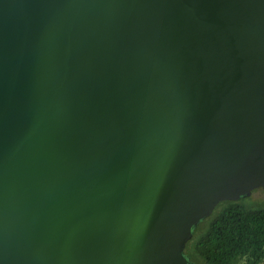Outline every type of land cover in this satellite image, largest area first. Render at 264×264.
<instances>
[{
	"label": "water",
	"instance_id": "water-1",
	"mask_svg": "<svg viewBox=\"0 0 264 264\" xmlns=\"http://www.w3.org/2000/svg\"><path fill=\"white\" fill-rule=\"evenodd\" d=\"M264 189V0H0V264H193Z\"/></svg>",
	"mask_w": 264,
	"mask_h": 264
},
{
	"label": "trees",
	"instance_id": "trees-1",
	"mask_svg": "<svg viewBox=\"0 0 264 264\" xmlns=\"http://www.w3.org/2000/svg\"><path fill=\"white\" fill-rule=\"evenodd\" d=\"M240 201V200H239ZM222 202L193 229L184 256L193 264H264V202Z\"/></svg>",
	"mask_w": 264,
	"mask_h": 264
},
{
	"label": "rangeland",
	"instance_id": "rangeland-1",
	"mask_svg": "<svg viewBox=\"0 0 264 264\" xmlns=\"http://www.w3.org/2000/svg\"><path fill=\"white\" fill-rule=\"evenodd\" d=\"M264 202V189L254 190L249 197L240 198V205H257ZM187 246V245H186Z\"/></svg>",
	"mask_w": 264,
	"mask_h": 264
}]
</instances>
